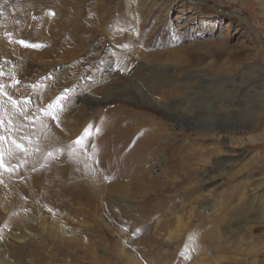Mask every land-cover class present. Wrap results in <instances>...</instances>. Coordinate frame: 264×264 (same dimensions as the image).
Instances as JSON below:
<instances>
[{
	"label": "rangeland",
	"instance_id": "1",
	"mask_svg": "<svg viewBox=\"0 0 264 264\" xmlns=\"http://www.w3.org/2000/svg\"><path fill=\"white\" fill-rule=\"evenodd\" d=\"M0 163V264H264V4L0 0Z\"/></svg>",
	"mask_w": 264,
	"mask_h": 264
},
{
	"label": "bare ground",
	"instance_id": "2",
	"mask_svg": "<svg viewBox=\"0 0 264 264\" xmlns=\"http://www.w3.org/2000/svg\"><path fill=\"white\" fill-rule=\"evenodd\" d=\"M261 2L264 4V0H261ZM59 11V10H58ZM63 19V18H62ZM61 20V19H60ZM47 22H44V25L46 24ZM60 24V23H59ZM49 25V24H48ZM72 25V24H71ZM47 26V25H45ZM58 26V25H57ZM57 26L55 27V29L57 30ZM49 28H51L52 30V27L49 26ZM63 29V27H62ZM43 30H46L45 28ZM50 30V31H51ZM63 31V30H62ZM89 31V30H88ZM54 32V31H53ZM59 33V32H58ZM53 35V34H52ZM55 36L57 35V33L54 34ZM53 35V36H54ZM57 46V45H56ZM252 85V84H251ZM255 87L251 86L250 88H238L236 91H234V95L233 97H231V102L236 104V108L234 110H232V112L228 113V111H226V114H232L230 116H223L224 120H219L217 121L218 122V125L220 127L221 130H230L234 127H238L240 131H244V130H247L249 128V126L251 125L252 123V118H253V114H254V110L257 109L258 107V104L257 102L255 101V95H252L251 92L252 91H255L254 89ZM233 94V93H232ZM229 102V101H228ZM230 102V103H231ZM246 102V107H241L239 108L243 103ZM233 104V105H234ZM229 105V104H228ZM235 106V105H234ZM233 107V106H232ZM244 113V115L242 116H238L237 114L238 113ZM221 116V117H222ZM220 117V118H221ZM217 120V119H216ZM215 123V122H214ZM215 125V124H214ZM142 154V153H141ZM145 154V153H144ZM136 155V154H135ZM143 155V154H142ZM74 164V163H73ZM78 164V163H77ZM76 169H75V172H77L78 174H81L84 178L86 177V179H89L87 178L86 174H87V168L85 169L84 167V164L83 162L81 161L79 163V166L75 164ZM62 172V171H61ZM54 173V172H53ZM52 173V174H53ZM64 173V172H63ZM67 173V172H66ZM65 174V173H64ZM63 175V174H61ZM91 176V175H90ZM91 188V187H90ZM100 189V188H98ZM97 190V189H96ZM91 191H95L93 190V188H91ZM98 192V191H97ZM19 213V212H18ZM18 218V221H16L19 225L20 224H26L27 223V219H25V217L27 216H24L22 213L21 215L17 216ZM62 230V229H61ZM64 231V230H63ZM65 232V231H64ZM22 238H25L22 236L19 237V239H22Z\"/></svg>",
	"mask_w": 264,
	"mask_h": 264
},
{
	"label": "snow or ice",
	"instance_id": "3",
	"mask_svg": "<svg viewBox=\"0 0 264 264\" xmlns=\"http://www.w3.org/2000/svg\"><path fill=\"white\" fill-rule=\"evenodd\" d=\"M76 143H79V140H77ZM0 166H2V163H0Z\"/></svg>",
	"mask_w": 264,
	"mask_h": 264
}]
</instances>
